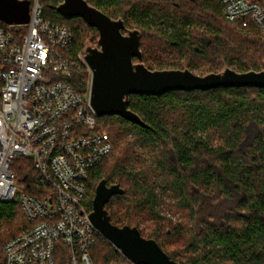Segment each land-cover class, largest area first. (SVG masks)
I'll list each match as a JSON object with an SVG mask.
<instances>
[{
    "label": "trees",
    "instance_id": "16d2710c",
    "mask_svg": "<svg viewBox=\"0 0 264 264\" xmlns=\"http://www.w3.org/2000/svg\"><path fill=\"white\" fill-rule=\"evenodd\" d=\"M32 1V0H31ZM64 0H40L45 21L67 27L73 43L67 54L77 60L88 44H98L99 31L82 18H66L58 11ZM126 30L142 33L141 60L152 70L190 69L218 73L264 69V32L253 24L243 27L227 21L219 0H88ZM13 41L20 43L26 25H7ZM138 62V59H135ZM69 79L75 90L86 93L91 72L85 62ZM129 108L147 124L143 127L119 116L98 117L101 130L113 141L115 156L90 171L86 205L93 210L96 188L103 179L119 184L123 194L106 204L111 221L120 227H137L155 239L180 264H264V88L220 87L208 91H170L160 96L131 95ZM148 147L154 161L152 178L141 164L131 141L115 134L113 119ZM257 131L246 143L251 127ZM129 131V132H128ZM122 135V134H120ZM112 152V153H113ZM19 167L21 180L31 176ZM173 191L177 206L195 222L186 255L171 251L161 230L146 233L139 218L148 209L160 217L159 191ZM15 204L0 203V264H5L4 243L20 234L22 215ZM171 224L167 222L168 227ZM180 233L175 223L170 228ZM96 263L106 264L122 255L101 237L91 249ZM68 264L67 253L59 255Z\"/></svg>",
    "mask_w": 264,
    "mask_h": 264
},
{
    "label": "built area",
    "instance_id": "2783aa9c",
    "mask_svg": "<svg viewBox=\"0 0 264 264\" xmlns=\"http://www.w3.org/2000/svg\"><path fill=\"white\" fill-rule=\"evenodd\" d=\"M219 3L227 21L264 32V0ZM31 6L20 43L0 20V203L15 204L28 222L4 243L5 264H61L64 252L68 264H101L91 254L104 236L90 218L87 182L113 141L100 129L90 86L81 93L69 80L85 62L84 53L77 60L67 54L73 33L45 21L40 0ZM21 158L32 172L20 186ZM121 255L106 264H137Z\"/></svg>",
    "mask_w": 264,
    "mask_h": 264
},
{
    "label": "water",
    "instance_id": "95a60500",
    "mask_svg": "<svg viewBox=\"0 0 264 264\" xmlns=\"http://www.w3.org/2000/svg\"><path fill=\"white\" fill-rule=\"evenodd\" d=\"M31 9V0H0V20L8 25H26ZM58 11L66 18H82L99 31L98 44H88L84 49V61L91 72V104L98 117L119 116L147 127L129 108L131 95L160 96L170 91H208L220 87L264 88V69L238 72L225 68L206 75L188 68L152 70L141 61V31L130 29L124 33L123 19L112 18L88 0H64ZM124 192L119 184L108 185L105 179L99 182L90 214L93 224L117 250L137 264H180L137 227H120L111 221L106 204Z\"/></svg>",
    "mask_w": 264,
    "mask_h": 264
},
{
    "label": "rangeland",
    "instance_id": "374dc122",
    "mask_svg": "<svg viewBox=\"0 0 264 264\" xmlns=\"http://www.w3.org/2000/svg\"><path fill=\"white\" fill-rule=\"evenodd\" d=\"M193 72L199 75L208 74L205 72L202 73L199 70H195ZM112 121H114L115 123L114 133L117 134V136L119 135V138L131 141L134 144V150L136 154H139V158L141 161L139 164H141L143 168H145L144 171H146L153 178L155 176V169L150 149L142 145L141 142L138 141L129 131V134L120 133L124 130L125 127L122 126L120 121L115 118ZM256 131V127H251L250 133L246 139V143L252 141L253 137L256 134ZM114 156L115 150L106 160V163H110L113 160ZM28 162L29 161L25 158L18 159L16 161L17 169L19 167H24L25 169H27L29 166ZM27 183L28 181H20L19 185L21 186L22 184ZM159 198L160 200L157 207L160 211V217L154 216L148 209L139 218V228L146 233L155 232L156 230L157 232H159L161 230L162 240L166 243L167 247L171 251L177 252L178 254L186 255V253H188V244L191 240V235L193 234V227H195V222L191 218V213L177 206L176 194L171 190H168L166 192L159 191ZM16 209L17 208H15V210ZM167 222L168 224H171V222H173L171 227H168ZM175 223L181 226L180 233L178 231H173L170 229L175 226ZM24 225L27 226L28 222L23 216H21V218H19L17 226L23 227ZM219 264L231 263L228 260H220Z\"/></svg>",
    "mask_w": 264,
    "mask_h": 264
}]
</instances>
